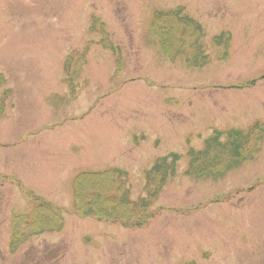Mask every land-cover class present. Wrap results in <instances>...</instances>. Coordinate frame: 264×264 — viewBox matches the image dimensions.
<instances>
[{
    "label": "rangeland",
    "instance_id": "obj_1",
    "mask_svg": "<svg viewBox=\"0 0 264 264\" xmlns=\"http://www.w3.org/2000/svg\"><path fill=\"white\" fill-rule=\"evenodd\" d=\"M179 6L204 34L153 21ZM3 105L0 264H264V0H0Z\"/></svg>",
    "mask_w": 264,
    "mask_h": 264
},
{
    "label": "trees",
    "instance_id": "obj_2",
    "mask_svg": "<svg viewBox=\"0 0 264 264\" xmlns=\"http://www.w3.org/2000/svg\"><path fill=\"white\" fill-rule=\"evenodd\" d=\"M179 12V10H177V13ZM183 25L185 27L186 30H189L190 27H192L193 21L187 17L184 16L183 17ZM195 28V27H193ZM196 29V33L197 35H199L200 30L198 27L195 28ZM167 37V36H165ZM162 43H164V45H166L167 43L164 42L162 40ZM197 54H202L201 49L197 48L196 49ZM240 131L237 130H229L228 131V136H232L230 137L229 142L222 146L220 143V139H219V135L216 133H213L210 137H208L205 141V145L202 149L200 150H192L190 149L189 151V156H190V168H194V170H198L197 172H195V174L197 176H200V172H204V171H210L211 174L213 176H217L219 175V173L221 172V169L219 170V168L221 167V165H225L227 163V160H231L230 162H228L227 164L233 162V163H237V159L235 158V155L233 158H226L223 160L224 155L229 151L230 147L232 146V150H235L237 147V143L238 140L235 138H238ZM237 156V155H236ZM178 156H176L175 158H172L171 160H167L166 156L162 158L161 160V165L159 167H162V165H167L169 164L170 166L173 167L174 163L176 162L175 159ZM217 157L218 160H217ZM98 196H100L101 199V206H103V196L101 193H98ZM121 205L123 203H125L124 201L119 202ZM100 205V204H99ZM98 205V206H99ZM134 209V207H133ZM109 211H112L111 209H109ZM128 222V221H127Z\"/></svg>",
    "mask_w": 264,
    "mask_h": 264
},
{
    "label": "bare ground",
    "instance_id": "obj_3",
    "mask_svg": "<svg viewBox=\"0 0 264 264\" xmlns=\"http://www.w3.org/2000/svg\"><path fill=\"white\" fill-rule=\"evenodd\" d=\"M190 151V150H189ZM188 155H189V152H188ZM84 175V174H83ZM84 180H86V181H91V182H96V183H98V184H100V186H101V181L100 180H98L96 177H94V176H92V177H90V178H88L86 175H84ZM100 188V187H99Z\"/></svg>",
    "mask_w": 264,
    "mask_h": 264
}]
</instances>
